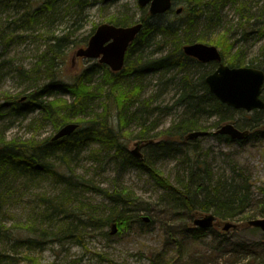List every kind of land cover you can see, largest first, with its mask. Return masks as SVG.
Here are the masks:
<instances>
[{"label": "rangeland", "instance_id": "1", "mask_svg": "<svg viewBox=\"0 0 264 264\" xmlns=\"http://www.w3.org/2000/svg\"><path fill=\"white\" fill-rule=\"evenodd\" d=\"M39 1L45 0H7L4 9L0 10V29L5 33L3 38L9 39L7 46L0 44V103H4L8 95L18 97L31 87H43L51 83L52 78L72 83L76 76L99 63L76 56L97 26L109 23L112 17L124 15L129 17V26H132L140 21L145 12H149L142 9L137 0H112L87 8L81 15L71 17L69 13L72 10L64 11L62 18L59 17L57 21L50 23L41 17L32 27L21 28L19 19L32 7L30 4L35 3L36 6ZM219 7L221 14L218 19L219 23L222 21V27L214 37L227 35L232 38L237 45L231 51V58L240 56L238 58L246 62L243 67L264 70V37H261L259 30L250 27L264 23V0H220ZM206 27L205 24L199 28L197 34L207 37L201 31ZM246 30L252 34L245 38ZM68 32L72 33L73 40L83 42L82 45L67 47L64 65L49 69L47 63L51 62L45 57L49 37L52 34L63 36ZM182 37L179 36L178 41ZM174 41L172 38L158 37L152 46L142 49L136 58H142L147 63L154 57H162L163 53L173 50L176 45ZM240 48L244 51L242 54L238 52ZM104 74L105 71L98 68L91 77L92 89L102 90H98V99L92 101L94 113L98 116L102 115V102L106 94L102 89ZM146 74L143 72L141 76L127 77V87L134 85L143 90L138 99L132 102V108L125 110L123 126L116 117L110 119V124L114 123L117 129L124 130L120 134L130 153L136 151V156L143 157V161L148 159L151 168L158 170L173 185H178L189 170V165L184 163V156L170 150L157 152L156 149L160 147L165 134H171V130L191 117L187 109L176 108L177 98L185 88L186 76L180 70ZM192 75L198 83L199 73ZM89 93L93 94V91ZM55 98L70 101V95L63 92H57L50 102ZM143 101H151L153 105L142 114L137 110ZM149 103L145 102V105ZM253 115L236 110L233 122L238 128L249 130L244 126L254 118ZM46 116L39 111L20 117L2 113L0 135L8 142L16 140L20 143L51 139L57 129ZM92 118V114L86 118L88 124L85 127L93 125ZM218 120L217 117H204L203 121L210 127L207 130L210 134L185 142H192L206 154L205 159L210 163L214 180L226 178L231 183L235 177L249 178L253 184L251 194L254 196L248 206L258 211L261 205L264 206V133L251 131L249 140L228 142L215 135L219 128L215 127ZM69 158L65 172L73 176L74 181L80 178L86 180L89 188H83L81 192H69L64 183L52 178L36 181L31 186L21 177L8 179L13 183L11 190L3 189V186L2 191L7 194V198L0 212V232L2 229L22 237L30 233L36 236L45 234L49 240L39 246L31 244L27 248L22 245L14 247L10 240L0 237V253L6 257L5 262L9 261L6 264H155L154 259L158 256L161 258L159 264H264V232L248 226L246 221L230 220L238 223L237 230L225 232L223 223H218L205 232L201 240L188 238L194 233L191 231L194 217L208 212L197 210L188 214V209L180 202L181 198L162 188L149 168L128 165L115 159L107 163L106 147L97 141L82 146ZM60 160L56 157L52 159L55 163ZM74 193H78V196ZM44 198L51 199L56 205L65 204L70 217L64 219V214H56L53 220H57L52 222L47 210L56 206L47 203ZM77 209H82V212ZM73 210L78 211V215L71 216ZM128 213L137 216L135 223L116 235L112 233V225L102 227L98 223ZM45 230H48V235ZM65 232L69 235L64 236ZM222 239L234 246L239 245L240 252L232 251L228 246L223 252H217L215 249ZM242 248L249 250L248 254ZM178 251L183 255L180 256ZM246 260H252V263Z\"/></svg>", "mask_w": 264, "mask_h": 264}, {"label": "trees", "instance_id": "2", "mask_svg": "<svg viewBox=\"0 0 264 264\" xmlns=\"http://www.w3.org/2000/svg\"><path fill=\"white\" fill-rule=\"evenodd\" d=\"M173 1L175 6L183 9V13L178 14L177 10L172 9V11L162 16L152 17L151 15H146V19L143 20L145 26L140 36L131 44L132 46L127 54V65L122 72L114 73L110 68L97 62L96 65L89 67L83 74L76 76L72 83L64 81L63 79L52 78L51 83L45 84L43 87L38 86L35 87L36 89L31 87L29 90L22 92L21 96L18 97L8 95L4 100L5 102L0 103V114L6 113L20 117L39 111L42 112L43 115H48L46 118L51 121L52 126L57 130L67 126L70 122H76L82 125L72 137L57 140L56 142H53V138L45 139L42 142L34 141L33 143H20L16 140L8 142L7 139L0 135V212H2V205L7 198V194L2 191L3 186V189H7V191L13 188V183H11V180H8L10 177L24 178L31 186L36 183V181L52 178L55 181L64 183L66 185V191L69 188V192H81V189L89 188V184L86 180L80 178L76 179L78 181H74L73 176L68 175L64 169L68 167L69 157L74 151H79L82 146L91 141H97L106 147L108 155L107 163L115 159L117 161L121 160L122 163L125 162L128 165L149 168L158 184H162V188H166L167 191H171L181 198L180 202L188 209V214L194 213L197 210L201 212L204 211L215 214L221 221L238 220L247 222L248 220L259 217L264 218V206L261 205L262 208L258 211L248 206L254 196L251 194L253 184L250 183L249 178L241 179L235 177L232 178L231 183L226 178L214 180V176L210 169V163L205 159L206 154L192 142L187 143L184 141V137L190 132L200 130L207 131L210 129L203 121L204 117H217L219 120L217 124H215V127L218 128L226 122H232L236 110L220 103L219 100L211 94L206 84L208 74L211 73L217 65H204L190 58L183 53V47L186 44H196V42L208 43L220 48L223 61L229 66L241 68L246 65V62H244L242 58L239 59L238 57L240 56H233L231 58V51L235 48V45H237L232 41V38L227 35H220L218 38L216 36L214 37V35L220 32L222 27V21L219 23L218 19L221 14V8L219 7L220 0ZM5 2H7V0H0V10L4 9L6 5L4 4ZM108 2L109 0L39 1L36 2V6L34 5L35 3L30 4L32 7L28 4L30 6L28 11L21 16L18 22H20L19 25L21 28L32 27L41 17L51 23L59 20V17L62 18L64 11L72 10L69 15L73 17L75 16L73 15V10H78L79 13L82 14L87 8L95 7L98 3L106 4ZM126 16L127 15L112 17L113 19H111L109 23L117 26H129V17L127 18ZM16 23L17 22H15V24ZM205 24L207 27L202 28L203 30L201 29V31L207 34V37L201 33L197 34V30ZM250 27L259 30L261 37H264V23L261 25L254 24ZM94 32L93 30L87 37V42ZM251 34L252 32L246 30L244 36L246 38L247 36H251ZM3 35H5V33L0 29V44L7 46L9 39H4ZM162 36L164 39L172 38L176 40L174 41L176 45H174L172 51L163 53L162 57H154L147 63H145L142 58L136 59L135 56L139 54L142 49L152 46V42L158 39V37L162 38ZM179 36L183 37L178 41ZM49 38L48 52L45 57L51 63L54 62L58 65H64V53L67 47L74 44L82 45L83 43L73 40L72 33L70 32L63 36L52 34ZM238 52L242 54L244 51L240 48ZM98 68L103 69L106 73L103 75L104 83L102 86L106 94L103 102L101 101L103 112L100 116L94 113V103H92V101L98 99V90H102L100 88L94 90V88L92 89L91 87V82H93L91 77L98 71ZM175 70H180V73L186 76V78L184 77L185 88L177 98L176 108L187 109V113H189L191 117L188 118L189 120H183L177 128L171 130V134H165L164 140L161 142L160 147H157L156 151L170 150L172 153H180L184 156V163L189 165V170L188 173L185 174L187 177L185 176L178 185H173L170 180L163 177L158 170L156 171L151 168V162L148 159L146 161H141L136 156H133L129 152L128 145L125 143L122 134H120V132L122 133L124 130L117 129L114 123L110 124V119L116 117L121 127L123 126L122 122L126 119L125 110L132 108V102L138 99L137 97L143 90L134 85L127 87L125 84L127 77L134 75L141 76L143 72L148 75L157 72L167 73ZM197 72L200 76L198 83L196 82V78L192 75ZM90 90L93 91V94L89 93ZM57 92L69 94L70 101L64 100L63 98H55L54 101L50 102V99L54 98ZM24 94H28L29 96H25ZM145 102L149 103V101H143L142 104L140 103V107L137 110L142 114L144 111L146 112V109L147 111L150 110L153 105L151 101L147 105H145ZM91 114L93 115L91 123L93 125L85 127V125L88 124L86 118ZM253 116L254 118L249 120L250 123L248 122L244 128L252 132L260 131L264 133V111H254ZM251 137L252 134L250 138ZM222 138H225L228 142H233L230 138L220 137V139ZM142 139H144V137H142ZM150 148L154 147L151 146ZM55 157L61 160L55 163L52 161ZM74 194L78 196V193ZM121 196L123 199V195ZM118 199L120 200L119 197ZM44 201L55 204L51 199L44 198ZM55 206L56 207H52V210H47V215H49L48 217L52 222L57 220V218L53 220L56 214H64V219L70 217L65 204H55ZM77 210L82 212V209ZM77 212L78 211L73 210L71 216L75 214L78 215ZM134 215L135 214L128 213L126 215L97 222L101 223L103 225L102 227L116 224L120 232L123 229H128L135 223L137 216ZM191 231L194 232L193 235L188 236L191 240H201L205 232H208L195 228L191 229ZM45 233L48 235V230H45ZM68 235L69 234L65 232L64 236ZM0 237L13 238L16 243L26 246L27 248L31 246V244L39 246L40 243L49 241L45 237V234L36 236L35 233H30L27 234V237H22L15 236L9 231L4 232L2 229ZM227 246L230 247L232 251L240 252L241 248H239V245L234 246L231 242L229 243L224 239L220 241L215 250L217 252H223ZM254 247H257V245ZM242 249L246 250L244 253L248 254L247 251L249 250L245 248ZM178 252L181 254L180 256L183 255L182 252ZM2 255L3 254L0 253V256ZM159 258L160 256H158V260L156 258L154 259L155 264H159ZM253 259L257 261L255 257H253ZM246 261L252 263V260Z\"/></svg>", "mask_w": 264, "mask_h": 264}, {"label": "water", "instance_id": "3", "mask_svg": "<svg viewBox=\"0 0 264 264\" xmlns=\"http://www.w3.org/2000/svg\"><path fill=\"white\" fill-rule=\"evenodd\" d=\"M142 7L150 6L151 14L154 16L169 12L172 9V0H138ZM183 10L179 9L181 14ZM143 29V24L135 25L129 28L116 27L111 24L99 27L94 37L89 42L88 48L80 49L77 57L98 59L100 62L112 68L114 72L123 70L126 61V54L131 43L136 40ZM184 53L188 56L199 59L202 63L210 62L221 63L222 54L214 46L196 43L194 45H186ZM210 92L217 99L228 107L236 110H246L254 112V110L264 111V101L262 92L264 88V71L255 68H231L221 63L219 69L210 74L206 80ZM80 125L67 124L55 136L54 141L66 138L75 133ZM209 133L200 131L192 132L187 139L195 140L200 137L207 136ZM217 135L229 136L232 140H242L249 138L248 131L238 129L235 124H224L217 132ZM148 221V219H145ZM216 216L212 214L203 215L194 222L200 229H210L216 224ZM250 227L262 229L264 232V219L251 220L247 224ZM238 225L227 222L224 226L225 231L237 229ZM117 231L115 225L113 234Z\"/></svg>", "mask_w": 264, "mask_h": 264}, {"label": "bare ground", "instance_id": "4", "mask_svg": "<svg viewBox=\"0 0 264 264\" xmlns=\"http://www.w3.org/2000/svg\"><path fill=\"white\" fill-rule=\"evenodd\" d=\"M73 15H81L80 13H79V11L78 10H73ZM146 15H151V14H149L148 12H145V14L141 17V19H140V21L139 22H136V24L135 25H140V24H143V28H144V23H143V20L144 19H146ZM125 16V15H124ZM152 16V15H151ZM152 17H154V16H152ZM63 46H64V44H63ZM63 48V47H62ZM64 49H65V47H64ZM138 55V54H137ZM135 57H137V56H135ZM137 59V58H136ZM57 63H47V66H48V68L49 69H51V68H53V67H57ZM51 66V67H50ZM4 239H8V240H10V242H12L13 243V245H14V247H17V246H19L20 244L19 243H16L13 239H11V238H9V237H5ZM17 244V245H16ZM6 259V257L4 256V255H2V256H0V264H6L7 262H9V261H7L6 260V262L4 261ZM9 264H12V263H9Z\"/></svg>", "mask_w": 264, "mask_h": 264}]
</instances>
